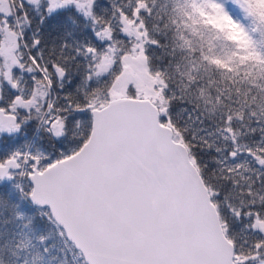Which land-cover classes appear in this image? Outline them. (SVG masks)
Wrapping results in <instances>:
<instances>
[{"label":"snow or ice","instance_id":"snow-or-ice-1","mask_svg":"<svg viewBox=\"0 0 264 264\" xmlns=\"http://www.w3.org/2000/svg\"><path fill=\"white\" fill-rule=\"evenodd\" d=\"M0 264H264V0H0Z\"/></svg>","mask_w":264,"mask_h":264}]
</instances>
